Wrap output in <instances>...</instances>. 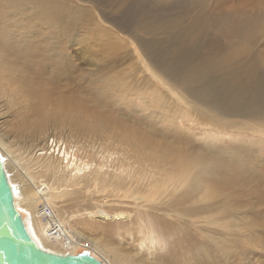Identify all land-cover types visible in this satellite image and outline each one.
<instances>
[{
	"label": "rangeland",
	"instance_id": "rangeland-1",
	"mask_svg": "<svg viewBox=\"0 0 264 264\" xmlns=\"http://www.w3.org/2000/svg\"><path fill=\"white\" fill-rule=\"evenodd\" d=\"M261 13L264 0H0L5 141L15 150L31 144L33 129L55 110L61 122L48 120L44 133L83 157L128 142L131 156L162 152L181 167L204 162L198 191L184 183L163 211L143 203L126 228L161 226V264H264ZM247 17L255 22L235 35L229 20ZM221 57L229 64L215 66ZM176 80L196 100H183Z\"/></svg>",
	"mask_w": 264,
	"mask_h": 264
},
{
	"label": "bare ground",
	"instance_id": "bare-ground-1",
	"mask_svg": "<svg viewBox=\"0 0 264 264\" xmlns=\"http://www.w3.org/2000/svg\"><path fill=\"white\" fill-rule=\"evenodd\" d=\"M238 19L229 20L235 35L246 33L250 23L255 22L247 17L241 27L243 23H235ZM191 30L196 32L198 28ZM225 62L229 64L221 57L214 65L221 67ZM191 75V80L198 76L196 66L191 69ZM205 80L213 87L211 78ZM176 81L183 90V100L187 101L188 97L196 100L192 88L183 87L181 80ZM50 119L61 122L53 110L43 125L38 124L42 126L41 131L33 129L32 143L18 144L16 150L13 143L5 141L0 122V167L10 193L11 208L28 239L39 251L59 258L79 257L75 256L78 251L87 249L102 264H161L157 258L165 246L161 226L157 229L144 225L138 230L126 226L135 222L133 213L139 215L143 203L154 204L157 210L163 211V207L176 199L177 190L184 183H188L194 194L209 167L204 162L181 167L179 157L162 152L131 156L128 142L117 150H106L99 158H86L79 147L70 148L67 142L44 133ZM9 129L15 135L23 133L15 124ZM14 138L20 140L18 136ZM134 178L138 179V189L132 185ZM189 198L191 195L187 194L186 199ZM179 202L182 207L185 200ZM177 207L173 205L174 210ZM82 234L87 244L81 242ZM140 257L143 259L139 261Z\"/></svg>",
	"mask_w": 264,
	"mask_h": 264
},
{
	"label": "water",
	"instance_id": "water-1",
	"mask_svg": "<svg viewBox=\"0 0 264 264\" xmlns=\"http://www.w3.org/2000/svg\"><path fill=\"white\" fill-rule=\"evenodd\" d=\"M0 264H102L91 256L55 257L39 251L26 236L11 208L0 167Z\"/></svg>",
	"mask_w": 264,
	"mask_h": 264
}]
</instances>
